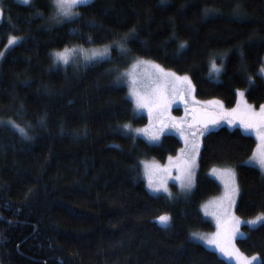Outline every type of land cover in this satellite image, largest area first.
<instances>
[{
  "label": "trees",
  "instance_id": "1",
  "mask_svg": "<svg viewBox=\"0 0 264 264\" xmlns=\"http://www.w3.org/2000/svg\"><path fill=\"white\" fill-rule=\"evenodd\" d=\"M0 6V51L9 36L24 38L0 58V264H234L191 234L213 228L201 204L221 189L208 174L214 165L236 166L239 216L264 212V174L244 162L256 137L209 127L191 192L152 193L140 177L142 159L165 160L182 143L170 133L150 143L123 129L147 121L126 85L115 83L129 59L113 46L111 62L61 66L53 51L112 44L135 28L130 57L188 74L200 98L233 106L244 89L259 106L264 0H92L61 24L51 20L49 0ZM163 213L167 225L156 220ZM243 228L237 246L264 264V222Z\"/></svg>",
  "mask_w": 264,
  "mask_h": 264
},
{
  "label": "snow or ice",
  "instance_id": "2",
  "mask_svg": "<svg viewBox=\"0 0 264 264\" xmlns=\"http://www.w3.org/2000/svg\"><path fill=\"white\" fill-rule=\"evenodd\" d=\"M21 2L25 5H30L33 3V0H21ZM92 2V0H49L50 5L54 9L53 14L51 16V20L53 23L61 24L66 20H69L74 17L80 16L79 12L75 11V8L80 5H88ZM208 10L205 9V13L207 14ZM34 15L43 18V14L37 9ZM0 16H2V11H0ZM96 27H101V25H96ZM137 37L136 29H131L128 33H126L121 40L113 41L110 45H104L99 49H92L90 54L85 55L86 61L96 62L97 58H109L110 59V51L113 46H116L120 49L122 54L127 55L131 50L126 47L127 42L132 39L135 40ZM24 39L23 37L11 35L8 38L6 48L11 45H15L18 41ZM91 39V38H89ZM180 48L186 47V42H181L179 45ZM76 51V49H64L62 52L54 53V63H64L67 64L69 62L70 53ZM80 51H83L82 49ZM5 55L3 51H0V58ZM242 55V53H241ZM213 68L219 73L220 68H218L215 63H213ZM153 68L156 69L155 79L156 80H164L166 84L175 85L176 82L184 85L186 91L183 93H177V98L184 101L187 104V96L191 94L194 90V85L188 76H177L174 72L165 71L160 65L153 64ZM260 72L264 73V65L261 66ZM127 73L120 74L117 76L115 83L119 84L124 76H127ZM251 81L252 78L249 77ZM135 85L136 81H132ZM131 95L135 99V104L137 109L147 108L150 117L155 116L156 119L159 120V126L149 134L150 141H159L160 136L168 129L175 128L180 135L185 139L186 145L188 144V136L192 137H200L205 134L209 130V125H216L220 122V120H227L229 124L236 123L237 119H239L240 124L247 130L253 129L256 132V135L261 141V145L257 153H254L252 157H250V162L254 161L256 165H258L259 170L262 174H264V105L260 106L259 112H256L252 109V106L245 104V108L242 114L238 117L236 116L239 104L237 109H232L230 112H222L219 116H207L198 117L195 113L192 116V123L187 125V134L186 129L183 122L177 123L174 117H168L169 122H165L164 115L168 110V107L171 100L168 99L166 94V90L156 89L152 92L144 93L138 91L136 87H133L131 90ZM239 96L241 98L244 97V92H239ZM212 104L220 105L219 101L209 102ZM222 108V105H220ZM235 117V118H234ZM22 134H25V130L20 128L19 125H14ZM123 129L131 132V126L129 124H124ZM195 129V131H193ZM137 133L144 132L148 134V129H136ZM199 143L194 141L192 144L191 153H186L185 149H181L182 156H186L187 158L183 159L180 164L178 171L181 173L177 177L176 180L179 181L180 189L182 192L187 193L190 192L194 186V169L196 156L192 153H196L199 151ZM171 159V158H170ZM178 159H180L178 157ZM162 171L167 172V169H163ZM216 170L213 169V172ZM226 175L230 178L229 182L226 184L227 191L225 193V199L227 200L229 206L236 202L237 196L240 195L241 189L236 182V174L233 170L228 169L226 171ZM148 187L154 192L163 191L168 193L169 196L172 194L169 192L166 182L164 180H153V174L148 173ZM205 210H207V205L204 206ZM215 215V213H213ZM157 220L161 225L169 224L171 217L167 214L160 215L157 217ZM264 222V213L257 215L254 219L242 221L239 217L235 215L227 216L226 218L217 217V232L212 234L211 236H205L198 233H192L191 235L194 238L204 241L207 245L215 246V248L222 253L226 257H234L237 261V264H253L254 261L257 260L256 256H252L248 258L244 256L239 249L235 247L233 243L234 239L238 235H243L240 232V225H256L258 223Z\"/></svg>",
  "mask_w": 264,
  "mask_h": 264
},
{
  "label": "rangeland",
  "instance_id": "3",
  "mask_svg": "<svg viewBox=\"0 0 264 264\" xmlns=\"http://www.w3.org/2000/svg\"><path fill=\"white\" fill-rule=\"evenodd\" d=\"M0 11H2L1 6H0ZM1 19H2V16H0V21H1ZM104 45H110V43L101 44V45H90V46L78 45L77 44V45L66 46V47H64L62 49L54 50L53 54L56 53V52H62L66 48L67 49H76V51L70 53L69 62L67 64H64V63H54V64L55 65H61V66H67V65H71V64L72 65H85V64H88L91 61H86L85 60V55L86 54H90L92 49H99V48H102ZM126 47H127V45H126ZM112 48H111V51H110V56L112 54ZM6 49L7 48L5 47L3 52H5ZM81 49L83 51H80ZM119 51H120V49H119ZM105 58H107V57H105ZM105 58H97V60L105 59ZM124 58L129 59V62L124 67H122V69H121V71H120V73L118 75L124 74V73H127L128 75L123 77V79L121 80V83L126 85L127 91H128V95L130 96V98L133 101V105H134V109H135L136 113L144 114L147 117V121L144 124L131 126V129L133 130L131 132L133 133V135L141 136V137L145 138L147 141H149L150 143H157V142H159L161 140V138H162V136L164 134L170 133V134H174V135L178 136L179 139L181 140V143H182L181 147L179 148V150L175 154L168 156L165 160H159V159H157L155 157L142 159V161L140 163V177L145 181V183L147 185V188L152 193H155V194H160L161 193V194H164L166 196H169L168 193H165L163 191L154 192L148 187V173H152L153 174V180L154 181H158V180L162 179V180H164L166 182L167 188H168L169 192L172 194L169 197H173L174 195H178V194L188 195L191 191L187 192V193L182 192L181 189H180L179 181L175 179V177H177L178 175L181 174L178 171V168H179L180 164L182 163L183 159L187 158L186 156H182L181 149H185L186 153H191L192 144H193L194 141H197L199 143V145H200L199 151L196 152V153H192L193 155L196 156L195 169H194V186H193V188H194L195 184H196V174H197V170H198V167H199V156H200V150H201V147H202V140H203V136L205 134L203 136H200V137L188 136V144L186 145L185 139L180 135V133L175 128H168L160 136L159 141H155V142L154 141H150L149 140V134H151L153 131H155V129L159 126V120L156 119L155 116L150 117L147 108H142V109H137L136 108L135 99L131 95L132 88L136 87V89L138 91H141V92H144V93L152 92V91H154V90H156L158 88L161 89V90H166V94L168 96V99L171 100L172 102L170 103V105L168 107V110H167V112L164 115L165 122H169L168 121V117L169 116L170 117H174L175 121L177 123L183 122L184 126H185V129H186V134H187V122H188L189 118L192 115L193 109L197 105H201L204 109H214V110H217L218 112L222 113V112H230L232 109H237L238 104H239V109H238V112L236 114V116L238 117L240 114L243 113L244 108H245V104L252 106V109L254 111L259 112L260 106L264 105V103H262L259 106L254 105L253 103H251V102H249L247 100L245 90L244 89H239L238 90V94H237L236 103L233 106H228L219 97H211V98H200V97H198L196 95V89H195V86H194V90L191 92L190 95L187 96V101L188 102H187V104H185L183 100L177 98V93H183L184 91H186L184 85L180 84L179 82H176V84L173 86L171 84H166L164 80H156L155 79L156 69L153 68V64H156V65H160V64H158L157 62H155L153 60L146 59V58H143V57H133V56L130 57L129 53L127 55H125ZM54 60H55V57L53 55V61ZM214 62H216V61L214 60ZM215 65H216V63H215ZM262 65H264V59H263V64ZM160 66L165 71L174 72L177 76H180V77L188 76L189 79L191 80L192 84L194 85L191 77L188 74L177 73L174 70L167 69V68L163 67L162 65H160ZM261 74L264 76V73H261ZM132 81H136L135 85L132 83ZM239 92H244V97L243 98H241L239 96ZM212 101H219L220 105H222V108H221L220 105L209 103V102H212ZM1 122L2 121L0 120V123ZM221 124L225 125L227 127H230V128L240 127L242 129V131H244L245 133H250V134L254 135L256 137V139H257V142H259L260 145H261V141L258 138V136L256 135L255 130H253V129H247L246 130L240 124L239 119H237L236 123L229 124L227 120H224ZM136 129H148V134H145L144 132L137 133L135 131ZM193 131H195V129H193ZM258 150H259V147L257 148L256 153L258 152ZM251 156H248L244 160V162L247 160V162L250 163V157ZM178 157L180 159H178ZM251 163H253V165H256V163L254 161H251ZM256 166H258V165H256ZM163 169H167V172L162 171ZM213 169H215L216 171L213 172ZM228 169H231V170H233L235 172V174H236V182L239 185L237 169H236L235 165H233V164H218V165H214V166L209 168L208 174L211 177L215 178L219 182V184L221 186V189H220V191L218 193L209 196L201 204V210H202L203 216L206 219L211 221V223L213 224V228L210 229V230H203V229L194 230L193 233H198V234H202V235H205V236H211L212 234L216 233L217 232V217L218 216L221 217V218H226L227 216L235 215V216L239 217L242 221H247V220L254 219L257 215H259L261 213H264V212H260V213H258L256 215L250 216V217H241V216H239L237 214V212H236V203H237L238 196L236 198V202L234 204H232L231 206H229L227 200L225 199V193L227 191L226 184L229 182V179H230L226 175V171ZM205 205L208 206L207 210H205V207H204ZM213 213H215V215H213ZM163 214L169 215V213H163ZM163 214H161V215H163ZM159 216L160 215H158L157 217H159ZM157 217H156V220H157ZM258 224H260V223H258ZM258 224H256V225H258ZM256 225H247V226L250 227V226H256ZM240 232L243 235H238L234 239L233 243L235 244V247L237 249H239V251L244 256H246L248 258H251L252 256H256L257 260L253 262V264H255L260 259L259 254H257V253L247 254V253L243 252L236 244V239L238 237L244 236L245 233H246V230L243 228V223L240 225ZM194 239L199 240L197 238H194ZM199 241L203 242L207 247H209V248L215 250L216 252H218L226 260H228V261H230V262H232L234 264H237V261H236V259L234 257H226L222 253H220L215 248L214 245L210 246V245H207L202 240H199Z\"/></svg>",
  "mask_w": 264,
  "mask_h": 264
},
{
  "label": "water",
  "instance_id": "4",
  "mask_svg": "<svg viewBox=\"0 0 264 264\" xmlns=\"http://www.w3.org/2000/svg\"><path fill=\"white\" fill-rule=\"evenodd\" d=\"M196 114L198 117H204L205 115H207V116H213V115H215V116H219L220 114H221V112H218L217 110H214V109H204L201 105H197L195 108H194V110H193V114ZM224 120L222 119V120H220V122L218 123V124H220V123H222ZM193 121H192V117L189 119V121H188V123H187V125L188 124H190V123H192ZM218 124H216V125H218ZM210 126H215V125H209V127Z\"/></svg>",
  "mask_w": 264,
  "mask_h": 264
},
{
  "label": "crops",
  "instance_id": "5",
  "mask_svg": "<svg viewBox=\"0 0 264 264\" xmlns=\"http://www.w3.org/2000/svg\"><path fill=\"white\" fill-rule=\"evenodd\" d=\"M258 147H260V143H259V142H257L256 148H255V150H254L252 156L254 155V153H256ZM252 156H251V157H252ZM250 163H251V162H250ZM252 164H253V163H252Z\"/></svg>",
  "mask_w": 264,
  "mask_h": 264
}]
</instances>
